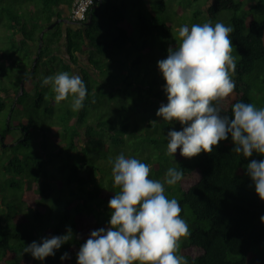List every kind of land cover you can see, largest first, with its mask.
Wrapping results in <instances>:
<instances>
[{
    "label": "trees",
    "instance_id": "1",
    "mask_svg": "<svg viewBox=\"0 0 264 264\" xmlns=\"http://www.w3.org/2000/svg\"><path fill=\"white\" fill-rule=\"evenodd\" d=\"M168 1L151 7L144 0H105L91 9L89 25L65 28L55 21L61 18L56 8L72 0H0V24L9 34L4 43H10V48L0 45V77L6 74L5 61L28 68L16 88L0 89V264H77V252L91 231L108 226V202L119 191L113 178H103L110 172L109 156L124 153L137 140L141 127L135 123L141 116L134 121L135 113L150 115V107L157 112L167 102L157 62L178 43L180 26L211 21L232 27L236 88L222 102L223 114L231 116L236 102L264 107V0H202L200 6L184 3L171 10ZM75 68L88 93L79 111L65 101L57 104L53 91L51 98L47 95L50 86H42L43 78ZM105 86L111 87L109 96L103 94ZM31 88L36 98L26 120L21 117L26 107H21ZM154 119L146 138L162 132L167 140L170 130H182L178 122ZM47 132L55 141L45 162ZM149 140L156 145L140 161L150 166V178L163 182L169 167L183 170L181 181L165 185V194L178 200L189 225L179 252L188 264H264V201L246 175L250 159L264 156L232 152L230 135L211 154L191 159L179 149L175 156L159 151L157 136ZM69 227L73 236L55 256L39 261L24 253L33 241L64 235ZM64 253L70 258L62 261Z\"/></svg>",
    "mask_w": 264,
    "mask_h": 264
},
{
    "label": "clouds",
    "instance_id": "2",
    "mask_svg": "<svg viewBox=\"0 0 264 264\" xmlns=\"http://www.w3.org/2000/svg\"><path fill=\"white\" fill-rule=\"evenodd\" d=\"M97 0L83 22L61 20L65 28L78 27L90 21V11L100 8ZM68 23H64V22ZM234 29L222 22L182 25L178 43L169 47L167 58L159 60L158 68L166 84L167 103H162L157 117L178 122L182 130L167 133V152L191 159L211 154L221 141L231 136L232 152L245 158L264 156V107L236 102L232 115L223 114L222 102L235 90L232 78L236 71L234 45L230 38ZM42 86H50L57 104L71 97V109L79 111L88 95L83 79L61 71L43 78ZM157 121H150L154 125ZM151 168L137 158L123 153L112 161L114 187L119 191L109 200L110 220L107 227L91 231L77 252V264H188L179 254L180 240L190 235L187 221L176 198L165 194V185H175L183 178V170L169 167L162 182L150 178ZM246 175L255 192L264 201V159H250ZM264 223V216L260 217ZM71 228L64 235L42 238L24 248L39 261L55 256L56 250L72 238ZM64 253L61 260L69 259Z\"/></svg>",
    "mask_w": 264,
    "mask_h": 264
},
{
    "label": "rangeland",
    "instance_id": "3",
    "mask_svg": "<svg viewBox=\"0 0 264 264\" xmlns=\"http://www.w3.org/2000/svg\"><path fill=\"white\" fill-rule=\"evenodd\" d=\"M117 0H114V2H116ZM145 2H147L146 4H144V6H157L158 5V3H157V1L158 0H144ZM184 3H188V4H185V5H188V6H200L201 4H202V0H169L168 2H167V6H170V10H171V6H173V8H177V6H184ZM142 6V5H141ZM172 8V9H173ZM151 9V8H150ZM150 9H147V10H145V12L147 11V12H149L150 11ZM152 10V9H151ZM173 17V16H172ZM177 20V19H176ZM4 27V24H0V45H2V48H10V43L8 44V43H4L5 41L7 42V41H9V39H8V35H6L5 34V32H4V29L2 30V28ZM11 34V33H10ZM174 38H176V37H174ZM32 51V50H31ZM85 63V62H84ZM49 64V63H48ZM4 68H5V76H1L0 77V89L1 88H3L4 86H6L7 85V87L8 88H16V85H17V83L21 80V77H22V75H23V72H25V71H27L28 70V68L25 66V65H22V64H16L15 62H13L12 60L11 61H5L4 62ZM153 66L151 65V68H152ZM47 68L49 69V70H51V66L50 65H48L47 66ZM58 72H61V71H58ZM74 74H78L79 75V73H78V69L77 68H75L74 69V72H73ZM151 73V70H150V72H149V74ZM39 74H41V73H39ZM38 74V77H40V75ZM153 74V73H152ZM162 74V73H161ZM161 74H159L158 76H160ZM136 75V73H133L132 75H131V78L132 79H136L137 77L135 76ZM45 77V76H44ZM43 78V77H42ZM148 81H149V79H150V77L148 76ZM117 81H119V79L117 80ZM11 82L12 83H14L13 85H15V86H13L12 84H11ZM5 83V84H4ZM4 84V85H3ZM23 84V82L21 83V85ZM117 87H119V86H117ZM105 89H104V93L103 94H105L106 96H109V93H111V92H109V89L111 88H109L108 86H105L104 87ZM52 90H51V87L49 88V89H47V95H48V97L49 98H51V95H52V92H51ZM28 95L26 96V101L23 103V105L24 106H22L21 108L23 109V108H25L26 107V110L25 111H23V113L21 114V117L22 118H24V119H26V120H29V115H28V112H30L32 109H33V106H34V102H35V98H36V92H35V89L34 88H31V89H29L28 90ZM48 97H47V99H48ZM162 99L164 100V101H167V97L166 98H164V97H162ZM130 103L131 104H133L131 101H130ZM151 103V102H150ZM163 103H167V102H163ZM63 104H70L71 105V99L69 98L68 99V101H65ZM60 106H62L61 104H60ZM154 107H150V110H149V114L150 115H145V114H139L138 112L137 113H135L133 116H135L134 117V121L136 120V117L137 116H141V117H137L138 118V120H137V122L135 123V124H137V126L138 127H141V129H140V131L139 132H141L138 136H136V139L137 140H134L133 142H131L130 144H129V148L131 149H127V150H125V152L123 153L124 155H125V157H133V158H137V159H139V160H142L143 158H145L147 155H149V148L148 147H154L155 145H156V143L155 144H151V145H149L148 143L150 142V138H153V136H157V142H160L159 143V147H158V150L159 151H162L163 153L167 150V143L165 144L164 143V141H166L167 142V140L165 139L166 137V134H164V133H162L161 132V134H158V135H155V134H152L151 135V137L149 138H146L145 137V131L148 129L149 130V126H148V123H150V121H155V116H156V112L154 111V109H153ZM114 108H112V113L114 114V115H119V116H121L122 114H118V112H116L115 110H113ZM6 115H7V111L6 112H4L2 115H1V120H3L4 119V117L6 118ZM155 115V116H154ZM9 116V115H8ZM153 116H154V118H153ZM151 119V120H150ZM144 122H146L147 123V127L144 129ZM137 128V127H136ZM153 129H154V131L156 130V127L154 128V126H153ZM166 129V128H165ZM58 130V132H59V130L62 132L63 130L62 129H57ZM38 133H40V134H42L41 132H38ZM37 133V134H38ZM13 135L14 136H16L17 138H19L20 137V132H18V131H15V132H13ZM40 136V135H39ZM45 136V137H44ZM47 136V137H46ZM143 137L145 138V141H142L143 140ZM43 138H44V141H42L43 142V144H45V150L43 151V153H42V155H43V159L45 160V162H48V160H49V144L52 146V144H53V142L55 141V138H52L50 141H49V133L47 132V133H45V134H43ZM41 140V139H40ZM46 141V142H45ZM145 142V143H144ZM41 146H38L37 147V150H39L38 148H40ZM140 148V149H139ZM139 149V150H138ZM143 150V151H142ZM162 154V153H161ZM117 156H114V155H111V156H109V158H110V160H112V161H114L115 160V158H116ZM44 162V161H43ZM55 164H58V162L55 160ZM53 165H47L46 166V170L49 172V171H53V168L54 167H52ZM108 169H109V173L107 172V171H105V174L103 175V178H105V177H108V175H109V178H113L112 177V174H111V169H112V163H109L108 164ZM108 174V175H107ZM180 249H181V242H180ZM251 258V260H252V256L250 257Z\"/></svg>",
    "mask_w": 264,
    "mask_h": 264
},
{
    "label": "built area",
    "instance_id": "4",
    "mask_svg": "<svg viewBox=\"0 0 264 264\" xmlns=\"http://www.w3.org/2000/svg\"><path fill=\"white\" fill-rule=\"evenodd\" d=\"M96 1L97 0H73L70 19L74 22L85 21L89 9Z\"/></svg>",
    "mask_w": 264,
    "mask_h": 264
},
{
    "label": "crops",
    "instance_id": "5",
    "mask_svg": "<svg viewBox=\"0 0 264 264\" xmlns=\"http://www.w3.org/2000/svg\"><path fill=\"white\" fill-rule=\"evenodd\" d=\"M105 1V0H104ZM18 2L19 3H22V4H28V3H26L27 2V0H18ZM72 4V3H71ZM71 4L70 5H68V6H61V7H59V8H56V10H58V12H59V14L61 15V18L60 19H55V21L57 22V23H61L60 21L61 20H69L68 18H69V13H70V9H71ZM62 24V23H61ZM69 27H73V28H75L74 26H69ZM62 44V43H61Z\"/></svg>",
    "mask_w": 264,
    "mask_h": 264
},
{
    "label": "water",
    "instance_id": "6",
    "mask_svg": "<svg viewBox=\"0 0 264 264\" xmlns=\"http://www.w3.org/2000/svg\"><path fill=\"white\" fill-rule=\"evenodd\" d=\"M64 23L66 24V23H68V22L66 21V22H64ZM89 24H90V22H88V25H89Z\"/></svg>",
    "mask_w": 264,
    "mask_h": 264
}]
</instances>
